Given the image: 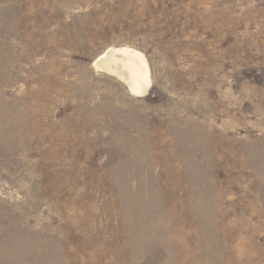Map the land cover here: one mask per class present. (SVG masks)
<instances>
[{
  "label": "rangeland",
  "instance_id": "obj_1",
  "mask_svg": "<svg viewBox=\"0 0 264 264\" xmlns=\"http://www.w3.org/2000/svg\"><path fill=\"white\" fill-rule=\"evenodd\" d=\"M0 264H264V0H0Z\"/></svg>",
  "mask_w": 264,
  "mask_h": 264
},
{
  "label": "bare ground",
  "instance_id": "obj_2",
  "mask_svg": "<svg viewBox=\"0 0 264 264\" xmlns=\"http://www.w3.org/2000/svg\"><path fill=\"white\" fill-rule=\"evenodd\" d=\"M125 51H126V49H125ZM126 53L129 54V52H125V54ZM126 57H127V59L124 61V64L126 65L125 67L129 68L131 71V77H132L131 82L133 83V85L134 84L137 85L140 82L142 83V80L145 79V77L147 78V76L149 75L148 74L149 70L147 71V67H146V63H145L146 61L143 58L142 54L141 55L140 54H136V55H134V54L130 55L129 54ZM122 79L127 82L126 79H124V78H122ZM148 85H150V81H148Z\"/></svg>",
  "mask_w": 264,
  "mask_h": 264
},
{
  "label": "crops",
  "instance_id": "obj_3",
  "mask_svg": "<svg viewBox=\"0 0 264 264\" xmlns=\"http://www.w3.org/2000/svg\"><path fill=\"white\" fill-rule=\"evenodd\" d=\"M113 69V68H112ZM114 70V69H113ZM127 85H128V89L130 91V93L134 96L137 97H141L143 95H145V93L147 92V90L149 89L150 85H148V81H150L149 75L147 76V78L145 77V79L142 80V83H138L137 85L131 82L132 78H131V73L127 72ZM149 74V72H148ZM131 86V87H130ZM133 87V88H132ZM145 91V92H144Z\"/></svg>",
  "mask_w": 264,
  "mask_h": 264
}]
</instances>
